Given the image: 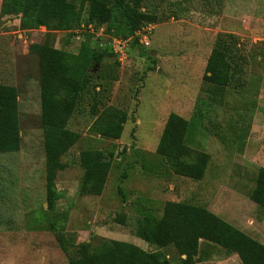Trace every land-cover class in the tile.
Masks as SVG:
<instances>
[{"label":"rangeland","instance_id":"374dc122","mask_svg":"<svg viewBox=\"0 0 264 264\" xmlns=\"http://www.w3.org/2000/svg\"><path fill=\"white\" fill-rule=\"evenodd\" d=\"M69 1L79 6V0ZM141 11L157 18L151 24L149 47L124 36L119 14L112 24H98L88 32L92 24L86 26L84 7L75 27H84L81 40L93 31L94 48L106 39L108 56L90 73L112 80L101 109L114 107L128 119L120 139L111 140L90 132L94 121L90 98L69 118L68 129L80 139L61 158L66 168L55 180L63 197L56 212L67 213L66 220L55 219L46 208L41 67L29 46L47 43L77 53L80 40L45 27L21 31L16 17L0 16V84L18 91L20 130L19 150L0 154V264H70L49 229L51 220L75 246L89 243L92 254L100 257L95 264H117L111 249L101 252L111 240L153 251L154 245L133 234L135 221L145 212L161 218L168 203L204 207L237 229L249 227L250 235L264 240V210L248 201L258 168H264V0H144ZM110 27L116 37L108 32ZM217 34L236 36L247 53L240 90L203 80ZM112 39H131L125 45V58L120 60L121 55L112 50ZM59 97L64 100L66 92ZM170 113L190 122L189 154L182 160L193 163L201 153L209 157L200 181L175 175L171 163L156 154ZM84 150L113 154L99 196L79 194L83 170L78 157ZM163 252L169 264H181L185 257L173 245ZM197 259L196 264H241L221 248L209 254L201 240Z\"/></svg>","mask_w":264,"mask_h":264},{"label":"trees","instance_id":"16d2710c","mask_svg":"<svg viewBox=\"0 0 264 264\" xmlns=\"http://www.w3.org/2000/svg\"><path fill=\"white\" fill-rule=\"evenodd\" d=\"M76 7L69 0H1L0 16L16 17L21 31L41 27L74 34L84 7H87L88 23L92 26L108 24L119 14L125 27V37H133L144 25L157 22L154 15L141 11L144 0H79ZM95 28V27H94ZM108 32L116 37V30ZM92 34L80 40L77 53L57 49L52 45L31 44L29 52L37 55L40 63V109L43 130V147L46 168V208L55 219L66 220L67 213H57V201L62 195L57 191L55 180L58 172L66 168L61 158L79 141L80 136L70 131L67 123L81 103L91 99L90 115L94 117L89 130L102 138L119 140L128 116L114 107L102 106L103 93L110 90L112 80L93 77L91 69L101 66L108 56L106 39L93 47ZM100 40V39H98ZM138 39L134 43L138 44ZM236 36L217 34L206 62L203 80L220 88L240 90L248 66L247 53ZM139 45V44H138ZM250 54H248L249 56ZM264 59V53H262ZM114 77V76H113ZM115 78V77H114ZM66 92V98L59 96ZM18 91L15 87L0 84V154L17 152L20 146ZM190 122L170 113L164 125L156 154L171 163L175 175L200 181L207 167V154L201 153L193 163L182 157L189 154L186 135ZM113 154L105 156L99 150H84L78 161L83 170L79 194H102L110 170ZM249 198L264 210V168L256 173L255 187ZM123 224L121 217L116 218ZM49 229L70 264H95L100 257L92 254L89 243L77 246L67 241L57 228V221H50ZM135 237L154 245L157 249L145 251L133 244L111 240L106 248L114 252L117 264H169L163 249L173 245L181 256V264H196L199 241L205 246L220 247L227 255L236 254L241 264H264V242L259 243L235 227L214 215L206 208L192 204L168 203L161 218L145 212L135 221Z\"/></svg>","mask_w":264,"mask_h":264},{"label":"built area","instance_id":"2783aa9c","mask_svg":"<svg viewBox=\"0 0 264 264\" xmlns=\"http://www.w3.org/2000/svg\"><path fill=\"white\" fill-rule=\"evenodd\" d=\"M151 24H147V25H144L140 30H138L137 32H135L134 36L131 37L133 39H138V44L140 46H144V47H149L150 46V42H149V34H150V31H151ZM89 30L88 32L91 31V29L93 30V26L92 25H89L87 27ZM82 29H84L83 26H80V28L75 29L72 31V33L74 34V39L75 40H81V32H82ZM93 33V31L91 32ZM102 34H100L101 36ZM131 41V39H127V40H123V39H112L110 40V47L112 48V50L116 53V54H119L121 55L120 57V60L121 58H125V54H126V47L125 45L127 43H129Z\"/></svg>","mask_w":264,"mask_h":264},{"label":"crops","instance_id":"0c3cea01","mask_svg":"<svg viewBox=\"0 0 264 264\" xmlns=\"http://www.w3.org/2000/svg\"><path fill=\"white\" fill-rule=\"evenodd\" d=\"M259 169V168H258ZM250 195V194H249ZM248 201L250 202V203H252L253 205H255V206H257L258 208H260L256 203H254L253 201H251L250 200V198H249V196H248ZM260 209H262V208H260ZM209 211V210H208ZM212 213V212H211ZM262 219V217L259 219V220H261ZM243 221H245V220H243ZM252 220H249V222H251ZM246 222H247V220H246ZM229 224V223H228ZM239 228V231H241L242 233H244L245 235H247L248 237H250V238H252L253 240H256L257 242H259V243H263L264 242V240L262 241V242H260L258 239H256L255 237H253L252 235H250L249 234V231H250V228L249 227H246L245 225H241V226H238ZM236 228V227H235ZM237 229V228H236ZM216 248H220V247H213L212 245L210 246V247H207L206 246V249H207V251H208V253L209 254H214L215 253V249ZM146 251V250H145ZM229 256V255H228ZM232 256V255H231ZM234 256H237L236 254H234ZM167 258H169L168 256H167ZM209 258V257H208ZM237 258H238V256H237ZM228 260H229V258H228ZM238 260H239V258H238ZM208 261V260H207ZM239 262H240V260H239Z\"/></svg>","mask_w":264,"mask_h":264}]
</instances>
